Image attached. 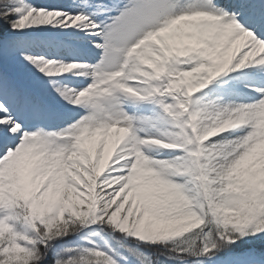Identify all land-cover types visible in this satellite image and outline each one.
I'll return each instance as SVG.
<instances>
[{
  "label": "snow or ice",
  "instance_id": "obj_1",
  "mask_svg": "<svg viewBox=\"0 0 264 264\" xmlns=\"http://www.w3.org/2000/svg\"><path fill=\"white\" fill-rule=\"evenodd\" d=\"M0 264H264V0H0Z\"/></svg>",
  "mask_w": 264,
  "mask_h": 264
}]
</instances>
